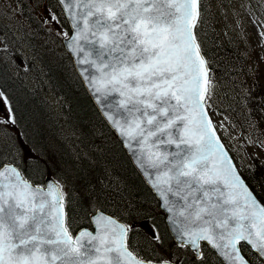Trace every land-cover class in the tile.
Here are the masks:
<instances>
[{
  "label": "snow or ice",
  "instance_id": "obj_1",
  "mask_svg": "<svg viewBox=\"0 0 264 264\" xmlns=\"http://www.w3.org/2000/svg\"><path fill=\"white\" fill-rule=\"evenodd\" d=\"M13 2L0 12V64L16 66L2 21L39 9L45 43L72 56L152 199L113 176L107 140L57 170L10 132L16 106L0 79V264H264V200L249 183L264 194V160L238 164L218 134L209 0ZM257 124L248 119L246 143L264 150Z\"/></svg>",
  "mask_w": 264,
  "mask_h": 264
},
{
  "label": "trees",
  "instance_id": "obj_2",
  "mask_svg": "<svg viewBox=\"0 0 264 264\" xmlns=\"http://www.w3.org/2000/svg\"><path fill=\"white\" fill-rule=\"evenodd\" d=\"M209 3V26L206 31L210 38L209 47L215 58V76L222 84L228 83V87H231V89H223L224 106L232 121L245 133H248V119L257 121L258 134L262 139L264 88L255 83L252 87L245 86L244 91L241 90L237 79L245 75L242 71V50L233 40L222 41L215 29V13L211 0ZM26 15L28 16L27 13ZM34 20L32 15L29 19L30 26L34 25ZM9 32L11 31H7V35ZM39 32V34L45 33ZM34 37L36 34L25 31V39L31 40ZM8 38L10 41L7 43L15 45L11 41L15 39V36L11 35ZM34 53L38 61L36 66L26 61V66L32 75L30 81L23 74L16 73L7 64H0V79L11 91L12 101L16 106L17 129L25 134L29 143L34 142L47 157L55 162L54 167L57 170L75 169L74 156L76 153L91 154L97 146L104 144V140H107L104 144L107 150L105 155L112 162L113 176L119 177L126 183L138 199H152L150 188L144 182L126 150L120 145L116 134L101 117L61 41L54 47L40 44L37 49L34 48ZM222 77L228 82L224 83ZM42 84L52 89L59 99V105L55 106L45 93L43 95L40 88ZM245 97H249L247 103H245ZM95 130L103 132L104 137L96 136ZM95 158L93 156V159ZM83 165L87 170V160L83 162ZM93 172L94 175H102L99 168L94 169ZM249 183L264 200V194H260L259 186L253 181ZM212 264L215 262L212 261Z\"/></svg>",
  "mask_w": 264,
  "mask_h": 264
},
{
  "label": "rangeland",
  "instance_id": "obj_3",
  "mask_svg": "<svg viewBox=\"0 0 264 264\" xmlns=\"http://www.w3.org/2000/svg\"><path fill=\"white\" fill-rule=\"evenodd\" d=\"M212 7H214L215 13V29L220 34L222 41L233 42L239 46L242 50V71L245 72V75L237 79L241 90L244 91V87L254 85L258 83L264 88V40L261 39L259 32L262 30L260 28L261 21H264V15H261V9L259 0H211ZM11 7L16 8L17 5L15 2L9 5L8 0H0V12H3L4 9ZM39 9L36 10V15L38 19L33 21L34 27L40 26V20L38 17ZM28 12L32 13V9H28ZM227 13V18L225 19L223 13ZM240 21L238 24L237 21ZM255 21V23H253ZM3 24L9 26L8 31L4 33L7 36V41L9 36L14 35L15 39H11L13 44H9L10 50L13 55L12 60L16 62V66H10L16 73H21L25 78L30 81L32 77L28 68L25 71L26 61L33 63V66H36L38 63L34 48L37 49V46L40 44H47L50 47L58 45L60 40L52 37L51 39L54 43H45L49 40V37L45 33L39 34V30H35L33 26L29 25V18L26 15H21L18 17L17 21L10 19H4ZM42 25V24H41ZM45 26L42 25V28ZM29 31L31 33L36 32V37L33 39H25L24 33ZM44 32V31H42ZM39 34V36L37 35ZM214 38L216 33L213 35ZM43 40H45L43 42ZM244 48V49H243ZM27 49V50H26ZM245 54V55H244ZM22 69V70H21ZM219 82V88L217 93L216 103L218 105V114L215 117L217 121H223L224 127L219 129V134L224 140L225 144L232 152L234 159L239 164L240 161H243L245 167L251 162L250 157L252 154L259 156L260 160H264V150L257 146H249L246 143V137L248 133L241 131L237 127H232V124H235L229 117L227 108L224 106L223 99V89H231L228 87V80L224 77L223 82L227 83L226 85L222 84L218 77H216ZM40 88L45 95L51 100V102L56 106L59 105V99L52 91L49 86L42 84ZM226 109H221V108ZM0 112H2V107H0ZM227 116L229 119L225 120L224 117ZM236 125V124H235ZM17 127L10 129V132H17ZM262 139H264V133L261 134ZM255 139V137H253ZM259 163V161H257Z\"/></svg>",
  "mask_w": 264,
  "mask_h": 264
},
{
  "label": "water",
  "instance_id": "obj_4",
  "mask_svg": "<svg viewBox=\"0 0 264 264\" xmlns=\"http://www.w3.org/2000/svg\"><path fill=\"white\" fill-rule=\"evenodd\" d=\"M71 56V55H70ZM72 57V56H71ZM72 60H73V58H72ZM76 68V67H75ZM77 70V69H76ZM90 95V94H89ZM91 97V96H90ZM92 99V98H91ZM93 100V99H92ZM93 102H94V104L96 105V107H97V104H96V102L93 100ZM127 152V154L129 155V157H130V159L132 160V157H131V155H130V153L128 152V151H126ZM135 166V165H134ZM141 174V173H140ZM142 176V175H141ZM143 177V176H142ZM143 179H144V177H143Z\"/></svg>",
  "mask_w": 264,
  "mask_h": 264
},
{
  "label": "bare ground",
  "instance_id": "obj_5",
  "mask_svg": "<svg viewBox=\"0 0 264 264\" xmlns=\"http://www.w3.org/2000/svg\"><path fill=\"white\" fill-rule=\"evenodd\" d=\"M244 49V48H243ZM27 50V49H26ZM245 55V54H244ZM8 67H10V65L7 64ZM57 120V119H56Z\"/></svg>",
  "mask_w": 264,
  "mask_h": 264
}]
</instances>
